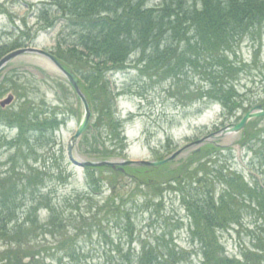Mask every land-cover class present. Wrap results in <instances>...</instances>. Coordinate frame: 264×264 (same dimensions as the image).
<instances>
[{"label": "rangeland", "instance_id": "1", "mask_svg": "<svg viewBox=\"0 0 264 264\" xmlns=\"http://www.w3.org/2000/svg\"><path fill=\"white\" fill-rule=\"evenodd\" d=\"M50 1L52 0H0V4L7 10L0 16V48H7L3 56L0 55V60L13 51L8 49L17 35L13 29L18 26L23 27L24 20H27L33 38L25 48L34 47L55 52L58 42L63 38H66L67 43L74 42V39L69 37L74 29H70L65 21L59 20L57 26L51 30L42 28L45 22L38 19L42 18L40 10L45 7L50 10L48 4ZM151 4L158 3L151 1ZM50 15L56 18L54 9L50 10ZM229 54L234 60L232 53ZM237 55L240 64L244 66H241L242 71L235 84L237 95L231 102V106L234 104L236 106L234 110L229 109V111L216 101L206 100L205 103L196 99L188 101L180 96V92L186 89L187 84L191 91L196 92L206 85L194 73H188L189 79L183 77L187 82L180 83L178 87L177 81L163 78L164 56L155 61L154 65H150L149 60H156L159 55L150 53L145 56L133 55L129 61V70L106 76L112 95L99 101L94 94L96 102L91 98L94 113L91 129L79 146L82 145L85 151L88 150L90 153L88 155L91 157L100 158L99 161L110 160L115 156H124L123 158L131 161L164 160L197 140L238 124L240 119L254 107L264 105V29L261 39L250 35ZM256 55L257 61H255ZM38 68L43 70V73ZM4 76L7 77L0 86V96L10 90L17 91L19 96L10 110L5 112L0 110L4 119L10 117L5 124H12L15 119L27 123L41 120L45 133H41L37 126L35 128L39 129L40 134L31 131L20 141L13 142L10 140L17 137L18 131L0 125V173L7 171L10 176L12 168L18 173L25 171L29 176L24 179V183L28 184L31 181L32 190L37 192L36 195L47 197L50 204L57 208L59 218L69 220L68 223L71 224L61 238L46 236L41 227L48 218V213L40 211L36 214L40 222L33 228L29 237V241L32 240V250L46 247L48 251L65 250L75 242L72 257L59 255L58 259L62 258L61 262L51 263L48 259L47 264H120L123 259L118 248L125 252L132 249L134 254H138L145 245L154 247L158 245L156 251L154 247H149V251L154 252L152 257L154 260L164 254L168 256L169 249L176 247L173 258L177 264H199L197 253L192 251V246H198L191 244L190 224L187 225L191 221L188 204L181 200V188L167 186L176 170V163L172 165L175 167L163 171L159 177H153L152 180L157 185L141 189L147 195L146 200L137 189V184L130 178H124L119 182L120 191L116 190L112 194L119 199L123 197L127 201L130 200L131 203L127 210L135 223L133 230H135L136 242L132 248H128L125 246L123 230L115 219L108 221L104 215H100L98 219L94 221L89 219L84 223L80 218V214L90 211V204L98 208L111 200V193L107 191L102 196L94 198L93 202H88L86 197L89 191L86 188L85 173L69 161L68 144L84 115L81 103L71 86L36 55L18 58L10 65ZM79 79L81 80V77ZM81 83L83 84L82 81ZM85 85L90 87L87 82ZM100 112L106 117L100 121L103 122L102 125L93 127L100 119ZM58 115L59 123L62 124L56 128L59 129L58 132L51 133L52 123ZM46 118L50 120L48 122L51 125H47V120H44ZM113 120L115 121L110 126L109 123L111 124ZM247 130L251 138L246 144H240V135L226 136L218 141L222 146L234 147V152H219L209 157H205L206 153H203L193 162L200 159L203 160L202 163L217 161L218 165L230 167L244 175L252 185L259 184L264 187V141L262 142L264 118L254 121ZM255 135L260 139L253 138ZM125 137L128 142H124ZM198 150L200 146L192 147L187 155L178 158V162L187 161L190 155L194 158L193 153ZM21 151L24 153L18 156L17 152ZM198 164L194 163L192 170L178 172L184 174L183 186L187 187L192 181L195 183L201 181L199 178L193 180L189 178L194 177ZM30 167L41 172L31 173ZM43 172L45 174H42ZM91 175L97 181L103 180L106 185L117 180L110 173L104 175L97 172ZM200 178L206 179V175L201 173ZM145 180L150 179L142 178L141 182ZM20 183L21 180L18 181V184ZM158 186H162L163 191H157ZM7 189H10L9 185ZM220 190L222 187L217 186L216 191L220 192ZM129 195L137 197L130 199ZM16 198L18 200L13 203V208H16V205L24 206L25 201L27 205L31 200L30 196L26 199L23 194ZM149 201L154 203L148 205ZM23 210L24 208H19L18 212L21 214ZM15 215L19 217L16 212ZM5 218L10 219L11 216L5 213ZM242 219L240 225H235L233 221L231 228L219 233L230 257H239L246 249L252 248L259 232L255 216L244 213ZM84 224L93 225L92 229L84 235H76L75 228L83 227ZM3 226L4 223L1 222L0 227ZM56 246L58 248L55 249ZM5 251L0 244V264H6L2 261Z\"/></svg>", "mask_w": 264, "mask_h": 264}, {"label": "trees", "instance_id": "2", "mask_svg": "<svg viewBox=\"0 0 264 264\" xmlns=\"http://www.w3.org/2000/svg\"><path fill=\"white\" fill-rule=\"evenodd\" d=\"M151 1L158 4L152 5ZM48 4L50 10L54 9L56 18H52L46 7L41 9L42 18L38 19L45 22L42 24L43 29H53L59 20L65 21L70 29H74L69 35L74 42L67 43L66 38H63L58 42L54 54L67 70L81 77L82 90L94 102V94L99 101L112 95L106 82L108 74L126 71L130 67L128 62L132 55L145 56L150 53L159 55L156 60H149L150 65L164 56L163 78L177 81L178 87L180 83L187 82L183 77L189 79L188 73H194L206 84L197 92L191 91L187 84L186 89L180 92L182 98L185 97L188 101H218L226 109L234 110L236 104L231 106V102L237 95L235 84L242 71L241 66H244L238 60V50L250 35L261 39L264 29V0H52ZM4 7L0 4V16L7 12ZM14 30L17 35L12 45L8 46L10 51L25 47L33 39L27 20L23 21V27L18 26ZM6 50L7 48H0V55L3 56ZM229 53H232L234 60ZM257 59L256 55L255 61ZM105 117L101 113L97 126L102 125L103 122L100 121ZM38 128L41 133H45L41 123ZM24 131L25 129L22 134ZM244 134L243 142L251 137L248 132ZM256 137L260 139L258 135L253 136ZM218 151L217 147L210 145L200 154L192 156L194 158L190 162L182 163L174 170L167 186H178L184 194L180 193V197L183 203L188 204L193 225L190 234L193 242L199 245L202 264H264V187L252 185L244 175L230 167L218 165L217 161L202 163L203 160L200 159L193 162L203 153H206L205 157H209L211 153ZM194 163H199V166L194 171V177L189 178H199L201 181H192L185 187L182 184L184 174L178 172L192 170ZM29 170L31 173L35 172L34 168ZM146 170L133 168L126 171L140 180ZM149 173L157 175L156 171ZM201 173L206 175V179L200 178ZM113 174L115 178L124 175ZM28 176L15 169L12 175L0 179V192L3 194L0 196V223H4L0 227V243L6 250L2 260L6 264H24L23 261L29 258L31 261L25 264H45L44 255H58L61 249L54 253L47 248L31 249L32 240L29 241V237L38 223L35 214L40 209H46L50 215L47 224L41 227L42 231H46V236L63 237L67 228L66 220L59 218L57 208L47 198L36 195L31 181L24 183ZM117 183L118 178L116 183L110 184L114 186V192L120 191ZM8 185L10 189H7ZM147 185L152 187L157 184L152 180ZM217 186L222 187L220 192L216 191ZM157 191H163V187L158 186ZM21 194L26 199L30 196L31 200L27 205L25 201L24 206L16 205L13 208V203L18 200L16 197ZM125 203L124 199L111 197L106 203V213L113 215L108 217L109 221H118L125 240L133 243V225L129 219L125 225L122 214V211L124 214L129 213L123 209ZM19 208H24L21 214L18 212ZM5 213L11 218H5ZM244 213L255 216L259 232L254 239L253 248L246 249L240 259L229 258L219 233L231 228L233 221L235 225H240ZM82 230L83 228L80 232ZM74 243L62 250L61 255L71 256ZM149 247L154 246H143L136 258L131 253L124 255L125 261L122 264H177L173 258L176 247L169 249L168 256L164 254L155 260L152 258L154 252H150ZM158 247H154L155 251ZM57 261L62 259L57 257Z\"/></svg>", "mask_w": 264, "mask_h": 264}, {"label": "water", "instance_id": "3", "mask_svg": "<svg viewBox=\"0 0 264 264\" xmlns=\"http://www.w3.org/2000/svg\"><path fill=\"white\" fill-rule=\"evenodd\" d=\"M25 55H36L38 57H41L46 65L54 71L58 72L62 77H64L72 86L74 91L76 92V95L78 96L79 100L81 101L83 108H84V117L82 119L81 125L79 129L77 130L75 136L71 139V142L68 147L69 151V157L71 162L81 168H102L107 167L111 169H116L117 166H136V167H150L159 169L160 167L167 165L171 163L173 160L177 159L178 157L185 156L188 154V151L194 147V146H201L204 147L206 144H212L214 141L219 140L220 138L226 137V136H234L242 134L245 130L247 125L250 121L257 119L259 117H264V109L262 107H257L253 111H251L249 114H247L243 120L235 126H232L230 128H227L220 132V134H215L213 136H209L207 138H204L202 140H199L184 149L180 150L179 152L175 153L168 159L162 161V162H129V161H122V162H93L89 160H85L81 158L77 152L74 151V149L77 147V144L85 131L87 130L91 118H92V112L89 105V101L85 94L82 92L80 86H79V80L76 78V75L73 72H70L64 68V66L49 52L35 49V48H27V49H21L14 51L7 56H5L0 61V74L15 60L18 58L25 56ZM15 98L13 95H9L6 100L0 103L2 108H6L10 106L14 102Z\"/></svg>", "mask_w": 264, "mask_h": 264}]
</instances>
